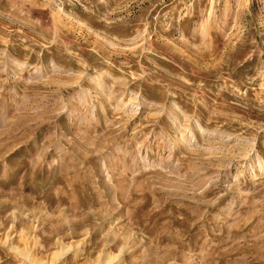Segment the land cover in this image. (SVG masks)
Here are the masks:
<instances>
[{"label":"rangeland","instance_id":"1","mask_svg":"<svg viewBox=\"0 0 264 264\" xmlns=\"http://www.w3.org/2000/svg\"><path fill=\"white\" fill-rule=\"evenodd\" d=\"M0 264H264V0H0Z\"/></svg>","mask_w":264,"mask_h":264}]
</instances>
